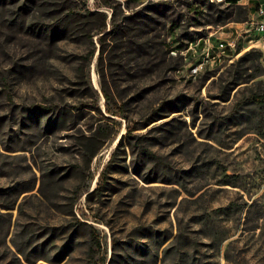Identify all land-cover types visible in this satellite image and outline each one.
Returning a JSON list of instances; mask_svg holds the SVG:
<instances>
[{
  "label": "rangeland",
  "instance_id": "rangeland-1",
  "mask_svg": "<svg viewBox=\"0 0 264 264\" xmlns=\"http://www.w3.org/2000/svg\"><path fill=\"white\" fill-rule=\"evenodd\" d=\"M248 14L226 0H0V264H264L251 101L264 37ZM97 126L106 142L88 161Z\"/></svg>",
  "mask_w": 264,
  "mask_h": 264
},
{
  "label": "trees",
  "instance_id": "trees-1",
  "mask_svg": "<svg viewBox=\"0 0 264 264\" xmlns=\"http://www.w3.org/2000/svg\"><path fill=\"white\" fill-rule=\"evenodd\" d=\"M226 1H229V4L239 5L240 7H243L245 9V11L248 13V9L245 6H242L240 4H237V1L238 0H226ZM58 6L59 7L56 6L54 9L58 10V9L64 8L63 4H59ZM103 15L104 14H101L100 12H97L95 14L88 13V14L84 15L82 18H84L85 21H88L87 23H89V20L90 19L97 18V17H102ZM58 23L59 22H56L55 25H57ZM88 25H92V24H88ZM105 28H106L105 20H103V22H101V25L99 27H96L94 29L93 28L92 29H89L88 30L89 32H85L84 33V31H83V33L87 35V38H88L89 42L92 43V37H93V35L103 33L105 31ZM53 37L54 36H52V38ZM134 37H135V35L129 34L127 32V26L126 27H122V30H120L118 32V38H119L120 42L123 43L124 46H126L127 44L125 45V43L122 41V38H128L129 42H131V40ZM139 37L141 38V42L139 43V45H137V47L139 48V51L134 56H136V58H138V59L144 60V56L150 54V48H153V46H149V45H152V44H151V41L148 39L147 36L142 35V36H139ZM102 39H99L100 44L102 43ZM159 45L161 46V49L158 48L157 49V52L158 53L161 52L162 54H164V52H165L164 49L166 48V44L164 42H159ZM142 47H143V50H142ZM131 52H132V50H130V53ZM92 55H93V49H90L87 52V54L85 56H83V58H82L83 59V63H82V66H81V69L80 70L85 75H86V67L88 66V63L90 62ZM140 65H142V64H137V67H141ZM86 78H87V76L85 77V80H86ZM102 91H103V93L105 95L106 100L109 101L110 100V96H109L107 90L105 89V87L102 88ZM251 101L253 103L257 104V105H264V92L252 94L251 95ZM60 112L67 113V112H65L64 109L63 110H60L59 113ZM108 112H112L113 115H117V113H118L117 111L112 110L110 108H108ZM153 117L150 118L149 121L151 119H153ZM105 119L108 120V121L114 122V120L111 119V118H107L106 117ZM56 123H59V120L53 121V124L54 125H56ZM65 123L66 122H64V124ZM127 127H128V131L129 132L132 131V130H134V128L133 127H130L129 125ZM100 130H101V126H97L90 133V135L84 136V139L86 141L90 142V146L89 147L87 145L85 146L86 147L85 148V154L88 157V161H91L93 159V157L98 153V151L105 145L106 138L100 135V133H99ZM121 140H122V138L120 139V141Z\"/></svg>",
  "mask_w": 264,
  "mask_h": 264
},
{
  "label": "built area",
  "instance_id": "built-area-1",
  "mask_svg": "<svg viewBox=\"0 0 264 264\" xmlns=\"http://www.w3.org/2000/svg\"><path fill=\"white\" fill-rule=\"evenodd\" d=\"M217 1H222L225 3V0ZM248 1H252L253 5L251 6ZM244 5L249 10L248 21L250 26L253 28L256 34L264 37V0H247V3H245ZM229 43H233V46H235V40H232ZM209 61V57L205 58V60H202L191 68V73L193 74V71H201Z\"/></svg>",
  "mask_w": 264,
  "mask_h": 264
},
{
  "label": "crops",
  "instance_id": "crops-1",
  "mask_svg": "<svg viewBox=\"0 0 264 264\" xmlns=\"http://www.w3.org/2000/svg\"><path fill=\"white\" fill-rule=\"evenodd\" d=\"M247 3V0H239L237 2V4H240L242 6H245L244 4ZM248 3L252 6L253 5V2L252 1H248ZM246 7V6H245ZM247 8V7H246ZM248 13H249V10H248ZM249 15V14H248Z\"/></svg>",
  "mask_w": 264,
  "mask_h": 264
},
{
  "label": "bare ground",
  "instance_id": "bare-ground-1",
  "mask_svg": "<svg viewBox=\"0 0 264 264\" xmlns=\"http://www.w3.org/2000/svg\"><path fill=\"white\" fill-rule=\"evenodd\" d=\"M228 45L229 46H231L232 45V43H228ZM200 71H193V75H196L197 73H199ZM95 75V74H94ZM94 82H96L95 81V76H94ZM96 85V84H95Z\"/></svg>",
  "mask_w": 264,
  "mask_h": 264
}]
</instances>
